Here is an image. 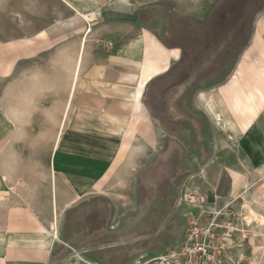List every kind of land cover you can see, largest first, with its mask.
Segmentation results:
<instances>
[{"label":"crops","instance_id":"1","mask_svg":"<svg viewBox=\"0 0 264 264\" xmlns=\"http://www.w3.org/2000/svg\"><path fill=\"white\" fill-rule=\"evenodd\" d=\"M84 1L70 4L81 24H51L0 52V264H54L70 206L107 189L136 144L157 146L146 93L182 59L167 32L206 5ZM249 45L211 111L230 123L264 218V9Z\"/></svg>","mask_w":264,"mask_h":264},{"label":"rangeland","instance_id":"2","mask_svg":"<svg viewBox=\"0 0 264 264\" xmlns=\"http://www.w3.org/2000/svg\"><path fill=\"white\" fill-rule=\"evenodd\" d=\"M76 1L0 0V52L51 24L74 27L85 20L70 7ZM263 9L264 0H206L193 25L182 22V30L167 32L182 59L146 93L161 139L145 154L136 144L107 189L68 207L60 227L54 222V264H131L167 253L186 229L193 210L187 202L197 198L216 212L236 215L247 255L264 264V223L250 219V209L261 215L254 180L222 107L216 106V116L211 111L220 87L240 69ZM239 181L246 183L241 189Z\"/></svg>","mask_w":264,"mask_h":264},{"label":"built area","instance_id":"3","mask_svg":"<svg viewBox=\"0 0 264 264\" xmlns=\"http://www.w3.org/2000/svg\"><path fill=\"white\" fill-rule=\"evenodd\" d=\"M187 203L193 210L186 215L181 241L167 253L141 256L131 264H254L243 244V223L236 215L216 212L205 198Z\"/></svg>","mask_w":264,"mask_h":264},{"label":"bare ground","instance_id":"4","mask_svg":"<svg viewBox=\"0 0 264 264\" xmlns=\"http://www.w3.org/2000/svg\"><path fill=\"white\" fill-rule=\"evenodd\" d=\"M137 149V148H136ZM138 151V150H137ZM249 210V209H248ZM250 219L256 220V222H262V224L264 223V218L259 215L258 213H256L255 211H253L252 209H250ZM250 222V221H249Z\"/></svg>","mask_w":264,"mask_h":264}]
</instances>
